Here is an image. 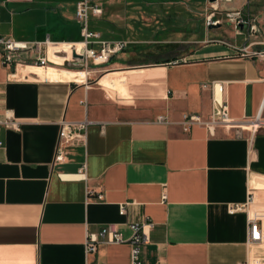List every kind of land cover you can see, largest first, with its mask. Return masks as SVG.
I'll return each instance as SVG.
<instances>
[{"label":"crops","instance_id":"obj_1","mask_svg":"<svg viewBox=\"0 0 264 264\" xmlns=\"http://www.w3.org/2000/svg\"><path fill=\"white\" fill-rule=\"evenodd\" d=\"M80 1L0 0V36L60 44L26 53L48 57L46 71L10 69L0 55V120L9 112L20 123L0 126V264H132L129 243L88 252L87 237L115 224L130 239V225L147 221L154 226L143 264H264V244L249 243L247 214L254 206L264 213V57L243 53L249 45L264 52V41L235 28L238 13L255 19L250 3L227 11L222 4L235 0H94L103 13L91 16L90 30L130 45L85 69L66 44L83 41ZM160 4L190 5L227 37L190 42L188 31L170 29L152 41L159 49L130 50L132 23H158L144 9ZM216 100L227 104L231 124H183L185 115L209 121ZM63 121L86 123V140L57 162Z\"/></svg>","mask_w":264,"mask_h":264},{"label":"built area","instance_id":"obj_2","mask_svg":"<svg viewBox=\"0 0 264 264\" xmlns=\"http://www.w3.org/2000/svg\"><path fill=\"white\" fill-rule=\"evenodd\" d=\"M232 0H216L211 2L212 4H219L221 2H231ZM103 10L101 6L94 0H82L77 4L76 21L82 27L83 41L80 43H66L69 45V49L82 56V60L85 62V69H88L91 65L103 66L111 61L113 55H116L130 45L127 41L109 42L102 40L101 34L90 30L91 16L102 15ZM208 22L214 23L210 16ZM247 27L249 37L257 36L259 32L258 24L255 19L242 17L240 13L237 14L235 19V28L239 32V27ZM97 44L100 46L98 50L93 49L90 45ZM58 46L60 44L50 42H34L25 43L15 41L13 39L0 36V55L4 66L14 69L18 65H30L38 66L46 69L49 66V58H36L31 59L26 57V53L42 48H48L49 46ZM78 45L81 47L78 48ZM251 46H246L243 49V53L246 56L264 57V52L250 51ZM160 121H165L163 117ZM232 121L228 115V106L224 101H215V110L209 121H204L197 115H185L183 124L187 127L193 125H205L209 128L218 127L220 125L231 124ZM261 123V115H259L255 121L250 123L254 128ZM0 126H4L8 129H20V123L13 118L12 114L7 112L6 117L0 120ZM86 123H70L63 121L61 123L60 137L57 147L56 161L63 162L66 158V150L79 143H84L86 140ZM3 143L0 142V147ZM86 165L80 169V174L85 175ZM165 198V197H164ZM254 202L253 195L250 196L248 202L242 206L230 207V213L235 214L239 211H243L247 206ZM120 214H126V207L121 206ZM248 231H249V243L250 244H264V213L260 211H248ZM154 226L150 221L143 223H132L130 228L132 230V236L130 239H125L115 224L106 225L97 233H90L87 237V250L88 252H95L98 244H124L129 243L132 246V264H143L141 260V247L147 245L150 241L149 230Z\"/></svg>","mask_w":264,"mask_h":264},{"label":"rangeland","instance_id":"obj_3","mask_svg":"<svg viewBox=\"0 0 264 264\" xmlns=\"http://www.w3.org/2000/svg\"><path fill=\"white\" fill-rule=\"evenodd\" d=\"M237 1L238 0H235V2L230 5L223 3L222 8L227 11L233 10ZM244 1L250 3L251 13L258 22L259 32L257 34V41H264V0H243V2ZM212 9L211 5L205 6V12L210 13L213 11ZM195 12V8L190 5L180 6L175 4L173 6H164L160 4L155 8L145 7L144 15L146 14L147 17L153 16L159 18V22L156 23L157 21L153 20L152 22L141 21L132 23L131 27L133 29L129 32L130 35H127V37H129V39L137 40V44L135 46H131L129 49L136 52L147 49H159L160 46L152 45V41L164 37L167 34L166 31L170 29L188 31L186 36L190 42L192 41L191 38L195 35L197 37L194 38H199L200 40L204 38L212 41H219L227 37L223 28L221 31L220 28H215L218 25L217 23H210L207 21L204 22L201 18L196 17ZM131 15L132 9H130L129 16ZM94 22V19L91 17V27ZM224 28L229 30V25L226 24ZM239 39L243 40L242 37ZM107 72L108 71L97 74L98 78L102 77ZM258 209L260 208L254 206L252 211H256Z\"/></svg>","mask_w":264,"mask_h":264},{"label":"bare ground","instance_id":"obj_4","mask_svg":"<svg viewBox=\"0 0 264 264\" xmlns=\"http://www.w3.org/2000/svg\"><path fill=\"white\" fill-rule=\"evenodd\" d=\"M80 46H81V45H80ZM33 67L38 68V69L43 70V71H46V70H47V69H44V68H41V67H38V66H33ZM87 75H88L87 71H84V73H83V77H82V79H83L84 81L87 79Z\"/></svg>","mask_w":264,"mask_h":264},{"label":"water","instance_id":"obj_5","mask_svg":"<svg viewBox=\"0 0 264 264\" xmlns=\"http://www.w3.org/2000/svg\"><path fill=\"white\" fill-rule=\"evenodd\" d=\"M216 0H210V2H215Z\"/></svg>","mask_w":264,"mask_h":264}]
</instances>
